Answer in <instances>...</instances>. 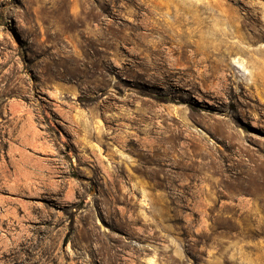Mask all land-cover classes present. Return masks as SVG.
Listing matches in <instances>:
<instances>
[{
  "label": "rangeland",
  "instance_id": "374dc122",
  "mask_svg": "<svg viewBox=\"0 0 264 264\" xmlns=\"http://www.w3.org/2000/svg\"><path fill=\"white\" fill-rule=\"evenodd\" d=\"M0 264H264V0H0Z\"/></svg>",
  "mask_w": 264,
  "mask_h": 264
},
{
  "label": "bare ground",
  "instance_id": "6f19581e",
  "mask_svg": "<svg viewBox=\"0 0 264 264\" xmlns=\"http://www.w3.org/2000/svg\"><path fill=\"white\" fill-rule=\"evenodd\" d=\"M87 25L89 26L90 25V23H88V24H86L85 26L87 27ZM92 28V27H91ZM91 28H89L90 29V31H92V33L94 34L95 33V30L94 29H91ZM94 36V35H93ZM84 37V41L86 42V45H89V43L90 42H93L94 43V41L91 39V35H89V36H87V35H84L83 36ZM244 59V58H243ZM243 59H241V60H243ZM233 62L235 63V66H237V67H241V69L244 67V63L243 62H241L239 59H237V58H234L233 59ZM244 64V65H243ZM244 69H246V68H244ZM20 189H25V190H28V191H33L34 193H36L37 192V188L36 187H34L33 186V183H31V182H26V183H24L23 184V187L22 188H20Z\"/></svg>",
  "mask_w": 264,
  "mask_h": 264
}]
</instances>
